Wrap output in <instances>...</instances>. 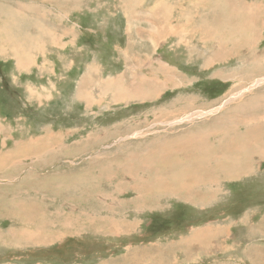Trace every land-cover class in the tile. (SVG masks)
Returning a JSON list of instances; mask_svg holds the SVG:
<instances>
[{"label":"rangeland","instance_id":"374dc122","mask_svg":"<svg viewBox=\"0 0 264 264\" xmlns=\"http://www.w3.org/2000/svg\"><path fill=\"white\" fill-rule=\"evenodd\" d=\"M49 1L0 0V264H264V0H195L191 30L179 0H122L128 30L120 0Z\"/></svg>","mask_w":264,"mask_h":264},{"label":"crops","instance_id":"0c3cea01","mask_svg":"<svg viewBox=\"0 0 264 264\" xmlns=\"http://www.w3.org/2000/svg\"><path fill=\"white\" fill-rule=\"evenodd\" d=\"M49 1V0H48ZM207 1H210V0H207ZM207 1H205V4L206 3H208L209 5L212 3H209V2H207ZM50 2V6H52V5H54V0H50L49 1ZM44 3H46V1H44ZM44 3H41V4H43L44 5ZM86 3H87V0H83L82 1V3H81V5L83 6V5H86ZM168 4H171L170 3V1H168L167 2ZM179 3H180V5L182 4L183 6H180L179 7V9H180V18H182L184 21H185V25H187V22H188V29H192V26H190V21H191V17H193V20H194V22H196L197 23V25L199 26V24H200V14H199V8L197 7V6H201V4L202 3H200L199 1H195V0H179ZM119 4H120V6L122 7V9H123V11H124V19H125V22H126V25H125V29L126 30H128L127 29V18H126V13H125V9H126V7L127 6H123V3H122V0H120L119 1ZM143 4H144V6H147L148 7V5H146L147 3H143L142 2V6H143ZM153 4H155L154 2H152L150 5H153ZM149 5V6H150ZM49 6V7H50ZM24 7H27L26 5H24ZM135 8H136V12L134 13V14H132V19L134 20V22L136 23V25L134 24V28H133V24H131V32H130V35L137 29V28H140V27H146V28H148V29H151V25H148V21H146V20H149L151 17H148V16H146V15H144V12H141L142 11V7L141 8H139V9H137V7L135 6ZM49 9V8H48ZM146 9V8H145ZM71 14L69 13L66 17H67V19L66 18H62V20H60V18H55L54 20H56V19H59V21H65V19H66V21H65V25H66V29L67 30H69V28L71 27V28H76V27H74V23L73 24H70V25H68V23H67V20H68V18H69V16H70ZM52 15H50L49 17L47 16V18L46 19H43V24H45V21L47 20L48 21V18H49V21L51 22V25H55V24H57V22L56 21H54V23H52V20H50V19H52ZM135 17V18H134ZM27 20H32V18H29V19H27ZM40 20V19H39ZM69 21H70V18H69ZM81 21H82V16H81ZM91 21H94V20H91ZM178 21V20H177ZM180 23H181V21H180ZM143 24H146V25H143ZM149 24H151V23H149ZM79 26H80V28L82 29V30H84V25H83V23L81 22V23H79ZM178 26H179V24H178ZM178 26H177V28H178ZM189 26L191 27V28H189ZM197 26V27H198ZM69 27V28H68ZM70 28V29H71ZM177 28H171V30H175V34L176 35H172V36H175L176 38H178V37H183V34H184V32L182 33V34H180V31L181 30H177ZM66 29H63V31L65 32V30ZM179 29H182L181 27H179ZM198 29H199V27L198 28H196V30H197V32H198ZM73 31V30H72ZM170 30L168 29L167 31L165 30V31H163V33L162 34H164V36H166L167 35V33H170L169 32ZM29 32H31V31H29ZM129 33V32H128ZM69 35H71L70 33H69ZM71 36H73V35H71ZM77 38V37H76ZM71 45H73V44H71ZM82 46H84V49L82 48L81 50H75V49H73V48H70V50H67L68 49V47H69V45H67L66 47H65V51L66 52H68V51H70V53L71 54H78L79 52H81V53H79V59L77 58V62H78V66L76 65V64H74L75 63V61H71V60H69V62L67 63V64H70L71 65V69H81L82 71H81V75H80V77L82 78L81 79V81H83V79H85V80H91V81H94V82H96V83H99V76H101L100 75V68L101 67H104V65L102 64V60H101V58L100 57H94L92 60H89V62H86V61H84V58H85V55L84 54H86V52H89V51H87L88 50V48L87 47H85L86 45H85V43L82 45ZM222 46H225V42L222 44ZM231 50H232V48H231ZM78 51V52H77ZM121 51L124 53V59H125V62H124V67H123V69H130L131 67H132V70H136V68H137V66H136V63H135V61L131 58V54L133 53V51H131V49L130 50H125V49H121ZM138 51V50H137ZM23 52V51H22ZM21 52V53H22ZM125 52H126V54H125ZM136 52V51H135ZM214 52H217V49L215 50V51H213L212 53H214ZM145 54L143 53V56H144ZM4 58H6V59H10V58H12V59H14L12 56H8V57H4ZM128 59L131 61V63H132V65H130V64H128ZM37 60H38V58L36 59V62H37ZM14 61H15V64H16V66H17V69L20 71V69L22 70V71H26V72H29L31 69H33V67L36 65V64H32L28 69H26V68H23V67H20L19 66V64L17 63V61L14 59ZM163 62V61H162ZM65 63H66V61H65ZM46 64V63H45ZM92 64H95L94 65V67H92ZM168 64V63H167ZM66 65V64H65ZM122 73V74H121ZM129 74H130V71H129V73L127 74V72L124 70V71H122V72H117V73H114V74H112L111 76H110V78L107 80V81H110V80H112V79H115V78H118L119 79V81L120 82H122L123 84H125L126 82H124V78H127L128 76H129ZM103 79V78H102ZM80 84H83V82L81 83L80 82ZM127 84V83H126ZM168 86V85H167ZM83 88H84V86H83ZM29 90V89H28ZM146 90V89H145ZM143 91V93H141V95H144V97H146V98H150L149 97V95H151L152 93H149L151 90H147V91ZM161 90V89H160ZM79 92V90L77 91V93ZM145 92V93H144ZM158 92V91H157ZM97 93H100V89L97 91ZM156 93V92H155ZM155 93H153V94H155ZM85 102V101H84ZM196 126V125H195ZM195 126L193 127V128H195ZM197 126H199V125H197ZM196 126V127H197ZM193 128H191V129H193ZM190 129V130H191ZM178 134V133H177ZM166 135H164V136H162V137H165ZM168 136V135H167ZM161 137V138H162ZM25 143V142H24ZM27 143V142H26ZM29 143V142H28ZM55 145V144H54ZM23 147V148H22ZM32 147H34V146H31V151H29L30 150V145H25L24 146V144H20V145H17L16 147H15V150H20L21 149V152H19L18 154H21V155H23V156H21L20 158H23V157H26V154H28V155H31V154H35V153H37L36 151V148L34 147V148H32ZM61 146H58L57 145V147L55 148L56 150L58 149V148H60ZM18 148H20V149H18ZM138 150L140 149V146H137L136 147ZM23 149V150H22ZM29 149V150H28ZM145 149H146V147H145ZM13 150V149H12ZM138 150H136V149H134L132 152V156L133 155H135V156H137L136 154H137V152H138ZM25 151V152H24ZM33 151H35V152H33ZM31 152H33V153H31ZM144 152V150H142L141 151V153L140 154H142ZM49 155H55V154H49ZM68 157V156H67ZM66 156H65V158L64 159H70V158H67ZM28 158H34V156L33 157H26V159H28ZM134 161V160H133ZM34 170L35 171H39V172H44L43 170H42V168H40V167H38V169L37 168H34ZM46 172V171H45Z\"/></svg>","mask_w":264,"mask_h":264},{"label":"bare ground","instance_id":"6f19581e","mask_svg":"<svg viewBox=\"0 0 264 264\" xmlns=\"http://www.w3.org/2000/svg\"><path fill=\"white\" fill-rule=\"evenodd\" d=\"M159 10H162V8H161V6H156L154 9H152V10H150V14H153L154 12H157V11H159ZM49 35H53V37L54 38H56L55 37V34H56V32L54 31V30H49L48 32H47ZM39 39H38V43H41V42H43V41H41V38H40V36L38 37ZM45 44H46V42H45ZM22 56L24 57V59H20L19 60V63H20V65L22 66V67H28L30 64H32V60H30V57L28 56V54L25 52V51H23L22 52ZM27 58V59H26ZM29 59V60H28ZM137 78H139L138 76L137 77H135L134 79H137ZM141 78V77H140ZM151 82V81H150ZM157 83V82H156ZM159 84V83H158ZM157 84V85H158ZM160 86V85H159ZM147 90L149 89V90H151L152 89V84L150 85V86H148V87H145ZM147 90H145V91H147ZM124 92H125V90H124ZM151 92V91H150ZM149 92V93H150ZM156 92V91H155ZM141 93H142V91H141ZM231 99H229L228 101H230ZM227 101V102H228ZM227 102H224L225 104L227 103ZM258 135H261V133H260V131H258ZM52 139V138H51ZM56 140V139H55ZM51 141H54V140H51ZM204 139H203V141L201 140V146H203L204 145ZM25 146V145H24ZM41 147V149H43V150H46V152H48V150L52 147V145H50L49 143L48 144H41L40 145ZM23 148V147H22ZM32 148H34V147H32ZM18 149H20V148H18ZM23 150V149H22ZM29 150V149H28ZM43 150L41 151V153L43 152ZM29 151H31V146H30V150ZM10 152H12V151H10ZM19 152H21V149L20 150H16V151H14L13 153H11V155H13V154H16V155H21V154H18ZM25 152V151H24ZM33 152H35V151H33ZM32 152V153H33ZM37 152V151H36ZM36 154V153H35ZM37 154H38V152H37ZM44 154V153H43ZM28 154H26V156H27ZM41 155V154H40ZM38 157H40L39 156V154H38ZM41 158V157H40ZM235 159H236V156H235ZM38 162V161H37ZM50 165V164H49ZM197 166V165H196ZM200 167V165H198L196 168L198 169ZM217 167V166H216ZM208 169H210V168H208ZM205 170H206V172L207 173H209L208 171H207V167H205ZM218 170H219V168H218ZM211 171V170H210ZM21 173H22V171H21ZM181 176L182 177H184V173H181ZM35 181H37L36 179H35ZM46 181V180H45ZM44 181V182H45ZM47 182V181H46ZM48 186V185H47ZM191 187V186H190ZM190 187L189 186H187V189H186V192L188 193V188L190 189ZM49 188V187H48ZM51 188H53V186H51ZM193 188V187H192ZM46 189V188H45ZM44 189V190H45ZM50 193V192H49ZM49 193H47V194H49ZM191 195V194H190ZM49 196V195H48ZM198 198V197H197ZM196 198V199H197ZM201 202L202 201H204L202 198L201 199H199ZM199 201V202H200ZM132 203L134 202V201H131ZM133 225L132 224H130V223H127V219H122V221L121 222H112L111 223V227L112 228H115V229H117V230H121V229H123V228H130V227H132ZM218 232V231H217ZM207 246L208 245H205L204 247L205 248H207ZM151 254V253H150ZM140 255V254H139Z\"/></svg>","mask_w":264,"mask_h":264}]
</instances>
